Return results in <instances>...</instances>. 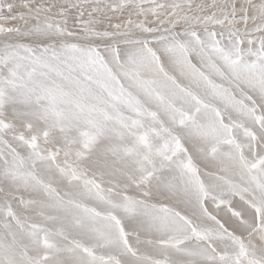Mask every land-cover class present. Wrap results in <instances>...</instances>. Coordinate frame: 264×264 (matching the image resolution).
Returning a JSON list of instances; mask_svg holds the SVG:
<instances>
[{"label":"snow or ice","instance_id":"6c2138e0","mask_svg":"<svg viewBox=\"0 0 264 264\" xmlns=\"http://www.w3.org/2000/svg\"><path fill=\"white\" fill-rule=\"evenodd\" d=\"M0 264H264V0H0Z\"/></svg>","mask_w":264,"mask_h":264}]
</instances>
